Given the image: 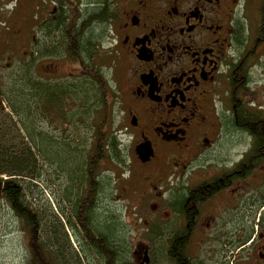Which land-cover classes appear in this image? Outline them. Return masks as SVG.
<instances>
[{
	"label": "flooded vegetation",
	"instance_id": "flooded-vegetation-1",
	"mask_svg": "<svg viewBox=\"0 0 264 264\" xmlns=\"http://www.w3.org/2000/svg\"><path fill=\"white\" fill-rule=\"evenodd\" d=\"M108 1L49 0L33 42L107 9L90 26L112 58L113 140L145 148L147 264H264V0Z\"/></svg>",
	"mask_w": 264,
	"mask_h": 264
},
{
	"label": "rangeland",
	"instance_id": "rangeland-1",
	"mask_svg": "<svg viewBox=\"0 0 264 264\" xmlns=\"http://www.w3.org/2000/svg\"><path fill=\"white\" fill-rule=\"evenodd\" d=\"M48 5L49 0H0V178H8L5 172L14 174L10 165L15 159L27 160L29 169L15 178L23 188L25 205L37 215L35 227L29 228L0 196V264L31 262L32 230L35 244L47 254L49 264H100L94 252L87 251V255L81 252L75 239L76 236L80 240L81 233L74 220L71 224L74 230L70 229L66 217L70 211L67 197L73 200L85 192L79 183L80 170L84 161L89 160L88 156H94L91 146L94 133L100 128L101 107H96L94 96H89V102L84 103L78 101L82 97L73 98L72 94L63 96L54 105L43 106L32 90L39 83L59 88L72 83L78 85L75 92L80 89L79 93L84 94L86 90L82 72L67 58L63 47L54 46L41 31L36 33L34 47V17H40ZM90 9L96 10L93 6ZM95 26L103 33V26ZM81 34L83 41L91 37V49L84 56L100 69L107 81L111 106L114 83L112 58L106 54L108 44L96 41L98 36L92 26ZM60 36H56L58 44ZM75 113L79 114L76 123L74 118L71 120ZM108 120L101 131L106 138H113L115 124L110 122V117ZM117 143L120 147L115 151L116 157L106 154L98 164L95 180L100 186L93 199L96 202L91 217L96 226L107 223L99 231L119 246L118 264H137L132 253L137 245H143V224L150 216L148 201L138 197L145 188L141 183L146 173L138 167L123 134L117 135L114 144ZM69 147L78 151L72 153ZM54 154L58 155L59 162L47 159Z\"/></svg>",
	"mask_w": 264,
	"mask_h": 264
},
{
	"label": "trees",
	"instance_id": "trees-1",
	"mask_svg": "<svg viewBox=\"0 0 264 264\" xmlns=\"http://www.w3.org/2000/svg\"><path fill=\"white\" fill-rule=\"evenodd\" d=\"M86 1L92 3L96 8H99L100 6L103 7L104 5L108 7V5L106 4V0ZM75 10L76 8H71L72 16L75 14ZM106 10V8H103L102 11L98 9L97 12L87 13L82 29H73V25L72 27H67L65 16L62 18L60 17L61 20L59 22H50L49 26L47 27L48 29L52 30V33L54 35V38L51 39V43H55L54 46L60 45L61 47H63L66 51L67 57L71 59L75 65L80 66L84 78L83 89L85 90L86 88L84 94L79 93L80 89L75 92L74 89H77L78 85L73 86L71 85L72 83H70L68 87L63 86L64 88H59L58 86H50L49 84L41 85V83L38 84V87H31L32 90L36 92V95L39 96V103H42L43 106L46 103L49 105H54L55 102L59 99H62L63 96L72 94L73 98L76 96L82 97L83 99H79L78 101H83L84 103L89 102V96H94L97 104L96 107H101L100 116H102V119L100 120L99 124L100 128H97L99 134L96 132L94 133L93 142L91 146L94 152V156H88L89 160H85L84 163L82 160V170H80L79 183L84 186L85 192L80 198L76 197V199L73 198V200L72 197H67L70 211L68 210L69 214L66 218L70 229L72 231L74 230L72 229L71 225L72 221L74 220L75 226L77 225L81 233L80 235L78 234L81 237L80 240L78 239V237L76 238V236L75 239L77 243L80 244V249L83 254L87 255V251H92L96 255H98V259H100V264H118L117 253H119V246L112 244L109 236L99 231L105 226H107V223L98 224L96 226L92 222L93 217H91V212L93 211L96 202L93 199L96 197V194L99 191L98 187L100 186V184L97 183L95 180V173L98 171V164L101 160L106 157V154L109 157H111V155L113 157H116V145L114 144L113 138H106V136L103 134V131H101L107 121L108 84L102 76L100 69L97 68L95 64H92L91 62L87 61V56L85 57L83 55L86 51H89L91 49V41H89L91 40V37L89 40L87 39L86 41H83V39L81 38L82 31L85 30L88 26H90L92 21L104 22V19L107 18L108 14L106 13ZM58 34L61 35L59 37L60 44L56 42V36ZM30 96H32L31 93ZM25 109H27V107ZM82 112L83 114H87V111ZM19 113L21 114V112ZM76 117H79L78 113H75L71 116V120L74 118L75 123ZM62 147H66V145L62 144ZM68 151L76 153L78 150L69 147ZM42 157L45 158L44 154L42 155ZM47 159H52L55 162H59V157L57 154H54L52 157L48 156ZM28 164V161L25 159H15L12 162V164L10 165V170L13 169L14 174L12 175L11 172H5V174H8V178L5 180L0 178V196L4 198V201L10 206L16 216L23 220L24 223H26L27 226H30L29 228H31L35 227L36 225V223L34 222V217H36L37 215L36 213L33 214L25 205V195L23 188L15 178V176L20 177L22 173H25L29 169ZM61 213L64 214L62 210ZM34 234L35 231L32 230L30 233L31 262L29 264H49L46 258L47 254L44 255L36 246V239L34 238ZM178 249L179 247H177V245H174L172 251L176 253V251L179 252ZM178 264L185 263L179 261Z\"/></svg>",
	"mask_w": 264,
	"mask_h": 264
},
{
	"label": "water",
	"instance_id": "water-1",
	"mask_svg": "<svg viewBox=\"0 0 264 264\" xmlns=\"http://www.w3.org/2000/svg\"><path fill=\"white\" fill-rule=\"evenodd\" d=\"M136 152L140 156L141 160L143 161L144 157H145L144 151H141V150L137 149ZM142 249H143L142 246H137L135 252L133 253L137 264H147L148 263L147 262V257L145 255H143V257H140L141 261L139 262V257L138 256L142 253L141 252Z\"/></svg>",
	"mask_w": 264,
	"mask_h": 264
},
{
	"label": "bare ground",
	"instance_id": "bare-ground-1",
	"mask_svg": "<svg viewBox=\"0 0 264 264\" xmlns=\"http://www.w3.org/2000/svg\"><path fill=\"white\" fill-rule=\"evenodd\" d=\"M137 246H144V245H142V244H139V245H137ZM136 246V247H137ZM144 248V247H143ZM135 251H133V253H134ZM142 253L138 256L139 257V262L141 261V258L140 257H143V255H144V253H143V249H142V251H141ZM133 253H132V257H133ZM146 256V255H145ZM134 259L133 260H135V257H133ZM134 262H136V260L134 261Z\"/></svg>",
	"mask_w": 264,
	"mask_h": 264
}]
</instances>
